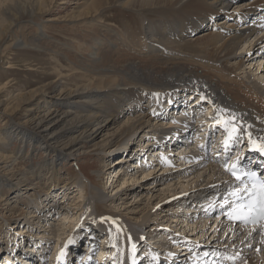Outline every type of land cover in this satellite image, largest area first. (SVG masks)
Wrapping results in <instances>:
<instances>
[{
    "label": "bare ground",
    "instance_id": "obj_1",
    "mask_svg": "<svg viewBox=\"0 0 264 264\" xmlns=\"http://www.w3.org/2000/svg\"><path fill=\"white\" fill-rule=\"evenodd\" d=\"M40 1L18 7L20 13L14 17L2 18L7 19L9 28L3 33L0 26V38L9 35L12 42L1 49L0 55L13 46L60 55L68 64L58 67V74L63 77L68 74L69 80L60 91L52 84L51 90L44 95L38 90L32 92L26 99L30 105L26 111L29 118L24 121L22 118L17 120L6 109L3 113L65 154H76L89 144L95 146L93 141L104 129H109L112 120L128 115L125 123L118 127L120 139H110L106 145L94 149L103 159L110 152L117 150L120 153L110 165V181L114 183L117 176H123L124 186L132 178L134 182L128 185L134 186V200L144 203V207L133 211L140 214L135 221L120 218V215L112 217L123 228L117 233L110 222L102 223L101 216L94 215L98 213V202L111 204L114 199L95 191L96 195L89 196L86 201L83 198V203L75 207L76 194L73 192L84 196L86 183L83 177L89 178L81 171L83 177L79 174L72 176L74 183L61 182L64 175L58 165L63 158L30 162L32 175L28 177L20 172L23 175L17 179L18 185H13L0 173V208L11 206L13 213L18 212L14 222L11 223L7 216L0 221V260L4 258L7 263L11 260L10 264H63L64 261L71 264L78 256V262L73 264H109V259L114 256L117 264H131V244L135 243L140 264L147 261L148 264H161L163 259L167 260L165 264H181L184 259L186 264H198L195 261L201 259L197 258L201 246L205 250L203 255L206 250L214 253L213 257L209 255L212 262L202 258L205 264H264V228L261 227L264 223L230 222L227 213L212 219L214 210L211 205L216 199L209 200L210 191L217 195V188L226 186L228 180L231 182L230 177L226 178L222 156L226 152L228 155L232 148L239 147V154L264 173V155L249 151L247 138L243 135L247 130L254 137L264 136V59L254 60L258 53H264V0H244L241 3L238 0H119L121 7H137L133 10L142 15V31L132 37L130 31L120 32L104 22V8L107 7L104 4L111 3V0L80 2L86 4L82 18H75V23L62 26L42 23L44 2ZM232 2H235L232 5L236 8L234 10L229 8ZM256 8L259 10L254 13ZM24 14L29 15L28 23L24 21ZM150 14L160 17L150 19ZM52 20L55 19H48ZM204 27H213V31L188 39L193 36L192 32ZM48 29L69 41L54 39L49 36ZM62 29L65 32H61ZM256 65L255 73H250L252 66L254 69ZM159 88L173 89L159 95ZM152 91V96L157 93V98L164 99V103L155 99L158 108L147 112L140 102ZM142 92L147 93L141 95ZM44 100L50 105L47 109H44L46 106L40 108ZM155 102L149 103L155 105ZM138 108L144 110L133 115ZM221 109L228 110L224 115L235 114V122L240 127V138L227 151L223 146L227 132L215 125L216 114ZM143 128H146L144 134H138ZM197 132L198 136L203 135L206 152L202 148L196 151V141L190 143L185 139H193ZM16 133L28 140L16 139ZM23 134L22 130L10 126L1 132V171L6 172L7 163L11 161L9 153H15V157L21 160L37 153L32 149L25 156L23 146H30L29 143L33 142ZM14 143L20 144L16 152L10 146ZM36 143L43 145L39 141ZM119 144L125 145L120 147ZM162 152L169 157L163 160L167 163L160 171L159 165L150 160ZM132 158L135 163L131 167H137V163L143 161L141 167H145V171L141 179L138 174L132 175L136 172L130 173L126 166ZM175 158L180 162L174 168L170 161ZM150 164L155 167L151 168ZM48 169L50 173L44 172ZM168 170L179 175L163 182L162 178L170 175ZM69 178L66 176L65 180ZM28 181L30 186L23 184ZM202 183L204 186L198 187ZM69 184L72 187H68ZM196 193L204 195V200L197 198L200 194L192 197ZM113 194L117 200L118 191ZM124 194L123 190L120 195ZM171 200L173 205L179 206V202L186 208L177 211L164 208ZM201 203L204 207L209 204V207L201 208ZM190 204L196 205H193L197 208L194 209L195 217H190V212H194L187 209ZM205 211H211V214ZM59 217L64 221L61 234L58 233L60 228H54V221ZM152 218L158 226L148 222ZM159 218L163 219L161 223ZM34 220V229L23 225L34 223ZM4 225L8 226L7 229L3 228ZM158 228L163 231L158 232ZM76 229L80 233L77 237L73 234ZM186 231L191 233L185 234ZM178 232L189 240L174 243L173 238ZM81 237H84V243L80 241ZM69 238L74 243L69 244ZM12 239L16 245L11 247L8 241L12 242ZM113 244L116 247H112ZM51 245L54 248L48 251ZM175 249L177 254L173 252ZM61 250L64 255L58 261ZM168 253L170 257L167 258ZM153 256L158 258L155 260Z\"/></svg>",
    "mask_w": 264,
    "mask_h": 264
},
{
    "label": "rangeland",
    "instance_id": "obj_2",
    "mask_svg": "<svg viewBox=\"0 0 264 264\" xmlns=\"http://www.w3.org/2000/svg\"><path fill=\"white\" fill-rule=\"evenodd\" d=\"M38 1L39 0H0V26H1L2 32L3 33L6 32L7 29L9 28L7 19H2L4 16L6 18L14 17L18 13H20L19 12L20 8H18V7L23 6V5H31V4H34ZM83 1H86V0H41L40 2H44V8L41 9V15H42L41 21H42V23H44V24L46 23V25H52V26H54V25H61L62 26L66 23H69L71 25L72 23H75V21L78 17L82 18L81 15L83 14V12L86 9V4H83V5L80 4V2H83ZM120 1H122V0H120ZM241 2H244V0H238V3H241ZM119 3H121V2H119V0H111V3L104 4V6H107L104 8L105 9L104 11H106V12H104V15H105L104 19H103L104 22L112 24V27L115 28L116 30L120 31V32L130 31V37H132V35L133 36L137 35V33L140 34L142 31V26H141L142 15L138 11L133 10V9H136L137 7L129 9V8H126L123 6L125 8L124 9L123 7H121V5H119ZM233 4H235V2H232L230 7H229L232 10L236 9L235 7H232ZM36 6H38V5L36 4ZM256 10H259V8L254 9V13ZM196 11H197V9H196ZM169 13H171V12L169 11ZM169 13H167V14H169ZM24 16H25L24 17L25 23H28V21H29L28 16L29 15L24 14ZM149 17H150V19H156V18H159L160 15L156 16V14L155 15L150 14ZM48 19H55V20L48 21ZM77 20H79V19H77ZM214 21H216V19H214ZM240 23L242 24V22H240ZM69 24H67V25L70 26ZM27 27H28V25H27ZM208 28L209 27H207V28L204 27L201 30H196V32H192L193 36L189 37L188 39L194 38L195 35H201L206 31H209V32L213 31L211 29L213 27H210V29H208ZM65 29H62L60 31L65 32ZM53 31L51 29H48L49 36L54 37V39L64 40L65 42L69 41L64 36L57 34L55 32L53 33ZM11 42H12V37H10L9 35H7L2 40L0 38V51H1V49H4L6 46L10 45ZM125 55H122V56H124L122 58H125ZM59 56L60 55H54L53 56L52 53H50L46 50L19 48L17 46L10 47L8 49V51H6L4 53L3 56L0 55V88L2 89V93L0 94V137H1V132H3L9 126L12 129L18 128V129L22 130V132L24 133L23 135H26V136L32 138L31 140L33 143H29L30 146L29 145L23 146V149L26 148L24 150L25 156H27L28 152L31 153L32 149H35L37 151V153L34 152L36 154H33V155H30L29 157H26L25 160H21V159H18L17 157H15V153L14 154L9 153L8 156H10L11 161H9L7 163V167L4 170L6 172H3L0 170V173H2L4 177L9 179V181H11V183L13 185H18L19 182L17 179L22 177V175H23L20 172H24L25 176H28V177H30L32 175V170L29 166L31 164L30 162H35V161L41 162L42 159H45V158L46 159L63 158L64 160L60 163V165H58L60 167L59 171H61V173L64 175V177H62V179H61V182L74 183V179L72 176L75 174H79L80 177H83V175L81 174V171L83 174H85L89 178V179H87V178L83 177V179L85 180V183H86V186L84 188V194L85 193L86 194L84 196H82V194H79V192H76V191L73 192L74 194H76V199H75L76 202L74 201L76 203L75 207H77V206L79 207V205L83 203V198L86 201L89 196L97 194V193H95V191H100L102 196H104L105 198H109V199L112 198V199H114V201H111V204H110V202H106V201L101 202V203L98 202L97 203L98 204V213L96 212V214H94V215L99 214L100 216H110V217L120 215V218L128 219L130 221H135L136 220L135 217L139 216L140 214H138L137 212L133 213V211H140V209L142 207H144V203H136L137 199L134 200L135 199V197H133L134 186L128 185L129 183L134 182L133 180H131L132 176H130L131 179L129 181H127L124 186H122V177L123 176L122 177L120 176L119 178L117 176L114 183H112V181H110V178H109L110 177V171H111L110 165H111L112 161L115 158H117L120 153H117V150L115 152H110L108 155H104V159H103V158H100L99 153L94 149L96 147L104 145L105 143L107 144L108 140H110V139L116 140V141L119 140L121 133L119 131L120 128H118V127L121 124L125 123L128 115L127 116H120V118H117V119L115 118V120H112V122L110 123L111 128L109 127V129H107V128L104 129V131L101 132L103 135L102 134L98 135L96 137V139L93 141L95 146L89 144L88 147L83 148L85 150H81V151L77 152L76 154L75 153L65 154V153L60 152L56 147H53L51 144H49L46 141V139H44L43 137L37 136L36 134L29 131L25 126L20 125L16 121V119L20 121L19 118H22L23 121L26 118H29V114L26 116V111L30 107V105H29V101L26 99L30 97L32 92L38 90L39 92H42V94L44 95L46 92L51 90L52 84L56 85L58 87L57 91H60V87L63 86V84H65L69 80L67 78L68 74L64 75V77H66V78H64L62 75L58 74L59 70L57 68L61 67V66L63 67V65L68 64L67 60L64 57L60 56L61 57L60 58ZM127 57L128 56L126 55V58ZM260 58L262 60L264 59V53L263 52L261 54L258 53L254 60H256V59L261 60ZM64 60H66V61H64ZM258 63H259V61H258ZM256 67H257V65L253 69V66H252V68H251L252 70H250V73H253V72L255 73L254 70ZM246 71H249V70H246ZM256 77H258V79L261 78V76H257V75H256ZM263 82H264V80H263ZM161 89H163V88L158 89L159 95H160V92L165 91V90L169 91L173 88L164 89V90H161ZM146 93L147 92H144V93L142 92L141 95L146 94ZM156 94L154 96H152L153 95V91H152V93L150 94L149 97H145L144 99L141 100L140 104L143 105L142 107H144V109L147 112H148V110L151 111L153 109H154L153 111H155V109L158 108V102L160 104H161V102L164 103V99L162 101H160L157 98L158 95H156ZM11 95H14V96L12 98H10ZM148 95H149V93H148ZM153 98H154V100H153ZM155 99L158 102L157 101L155 102ZM153 101L156 103L155 104L156 106L149 103V102H153ZM44 106H46V108H44ZM49 106L50 105L47 104V102H45V100L40 103V108L42 107L44 109H47V107H49ZM66 108H68V107H66ZM71 108H73V107H69V109H71ZM3 109H6L8 111V114L16 117V119L15 118L11 119L8 117V115H5L3 113ZM142 109L138 108L137 111L133 113V115L141 112ZM152 120H154V119L152 118ZM96 122H98V121H96ZM145 129L146 128L140 129L138 131V134H141V135L144 134ZM16 134H18V133H16ZM107 135H112V136H110L111 137L110 138V137H107ZM20 136L21 135L18 134L17 138L16 137L15 138L20 139V140H24V141L28 140V138H22ZM194 138H196V135H194ZM15 141H17V140H15ZM37 141L41 142L43 145H39L38 143H36ZM194 141H196V140H194ZM141 142H142V140H140V144H141ZM191 142H192V140H190V143ZM117 143H119V142H117ZM124 145L125 144H122V145L119 144L118 146L121 147ZM10 146H11V149H13L14 152H16L17 148L20 147V144L18 143L16 145V143H14V144H10ZM0 153H2V152H0ZM149 153L150 152H148L147 154H149ZM65 157L68 159H66ZM173 160L174 161L172 162L171 166H173V164H174V168H175V165L177 163H179L180 161H177V158H175ZM134 163H135V160H134V158H132L127 162L126 166L129 167L130 173L136 172L135 174H132V175L135 176L136 174H138V176H140L139 178L141 179L143 176L142 174L145 171V167H140V168H138V166L137 167H131L132 165H134ZM150 166H151V168H154L155 164H150ZM16 169L18 171H16ZM12 170H14V171H12ZM180 171L181 170L179 169V172ZM44 172L50 173V170L48 169ZM177 173L178 172H169L170 175L168 177H166L165 179L162 178V181L166 182V181H169L170 179L175 178L177 175H179ZM158 175L159 174H157L155 177H157ZM66 176H69L70 178L68 180H65ZM184 176H188V175H186V173H184ZM146 181L149 183L151 180H150V178H148ZM141 183H143V182H141ZM23 184H26V186L31 185L30 181H28L27 183H23ZM105 185H106V187H105ZM200 186H204V183H202V185H199L198 187H200ZM39 187H40V185H39ZM68 187H72V186L70 185ZM123 190L126 192V194L120 195L123 192ZM116 191H118V194H117L118 199L117 200H116V196L113 194ZM212 192L213 191L209 192L210 196L212 195ZM199 194L200 193H196L192 197L196 198ZM123 196L126 197V199L122 198ZM210 196H209V198H210ZM184 198H188V197H184ZM197 198L199 200L203 201L205 196L200 194ZM0 199H1V197H0ZM178 204H180V205L179 206L173 205V200H171V202L169 201L166 203V206H164V208H166V209L170 208V210H173V211H175V210L177 211L178 208H179L178 210H180L183 207L186 208V206H181L182 205L181 203L178 202ZM193 205L196 206L195 204H190V205H188L187 209H189V210L193 209V211H194V209H197ZM10 207L11 206L0 208V219H1L0 221H2L4 216L9 217L11 223L15 221L14 218H16L18 212L13 213L10 210ZM202 207H204V205ZM190 213H192V216H190V217L196 216L195 215L196 211L190 212ZM218 214H221V212L217 213L216 215H218ZM62 219H63L62 217H59L54 221V224H55L54 228L55 229L60 228V230H58L59 234L64 232V230L62 229L64 221H62ZM35 220L37 221V219H35ZM35 220H34V223H32V222H30L31 224L24 223L23 225L26 226L27 228L34 229L33 224L36 225ZM159 220H160V223H161V220L163 221V219H160V218H159ZM32 221H33V218H32ZM152 221H154V218H152V220H150L148 222L153 224L154 226H158V224L156 222H152ZM164 222H167V221L164 220ZM59 224H61V226ZM169 225H170V223H169ZM58 226H60V227H58ZM6 227H8V226L7 225L3 226L4 229H7ZM160 230L163 231L162 228L157 229L158 232H161ZM105 232L106 231H104L103 233L105 234ZM144 233L146 234V232H144ZM187 233L190 234L191 232L186 231L185 234H187ZM73 234L74 235L76 234V237L78 235H80V233H78L77 229L75 232H73ZM158 236H160L159 238H162L161 235H158ZM184 236L185 235H182V234L179 235L178 237L175 236L173 238V241L175 240L174 243H181V242H184V240H187L186 239L187 237H184ZM7 238L9 239V236ZM56 238H57V236H56ZM81 238H79L80 241H82L84 239V237H81ZM188 240H189V238H188ZM97 241H99V239ZM85 242H86V240H85ZM215 242H217V241H215ZM56 243H57V241H56ZM82 243H84V241H82ZM8 244H10L12 247V246L16 245V241H13V239H12V242L8 241ZM58 245H61V242H59ZM64 246H67V243H65ZM147 247H149V246H147ZM49 248H48V251L51 250L52 248H54V246L51 245ZM79 251H81V250H79ZM1 260H3V261H1ZM1 260H0V262H1L0 264H3L7 261L4 258H2ZM10 263H11V260L7 264H10ZM49 264H51V263H49Z\"/></svg>",
    "mask_w": 264,
    "mask_h": 264
},
{
    "label": "snow or ice",
    "instance_id": "obj_3",
    "mask_svg": "<svg viewBox=\"0 0 264 264\" xmlns=\"http://www.w3.org/2000/svg\"><path fill=\"white\" fill-rule=\"evenodd\" d=\"M201 99H205V97L201 96ZM225 112H228V110L221 109L217 112L215 125H220L227 132V136L223 141L224 149L227 151L229 146L240 138V127L235 122V114L224 115L223 113ZM243 135L247 138L248 145L253 150L264 154V136H259L258 138L254 137L253 133L247 130ZM238 160L239 155H237L236 160L232 161L230 165L225 164V169L229 171L237 181H240L244 185L242 188H236L231 192V195L241 202L232 207L229 216L237 220L248 221L251 219L253 223H260L261 221H264V180L258 179L255 172H244L243 170L238 172ZM244 177H248L250 183L245 184L243 180ZM242 192L245 193L247 197L246 199L245 196L241 195ZM99 219L102 223L110 222V225L115 227L117 233L123 231V228L117 219L105 216H101ZM93 223H97V221H93ZM261 227L264 228V224H261ZM128 239L131 240V237L129 236ZM141 239H143V237H141ZM68 243H74V240L69 238ZM112 247H116V245L113 244ZM131 250V264H136L135 243L131 244ZM63 255L64 252L61 250L57 260L59 261ZM205 255H207V253H205ZM157 258V256H153V259Z\"/></svg>",
    "mask_w": 264,
    "mask_h": 264
},
{
    "label": "built area",
    "instance_id": "obj_4",
    "mask_svg": "<svg viewBox=\"0 0 264 264\" xmlns=\"http://www.w3.org/2000/svg\"><path fill=\"white\" fill-rule=\"evenodd\" d=\"M193 131H191V132H189L190 133V135H191V133H192ZM194 135H197L196 133L194 134ZM194 135H193V139H196V145H198V140H197V136H196V138H194ZM188 142H190V140H192V142L191 143H193V142H195L192 138L190 139L189 137H186L185 138ZM195 145V146H196ZM198 147V146H197ZM198 151H201V150H199V148L197 149ZM196 150V151H197ZM193 151H195V150H193ZM191 156H194L193 154L191 155ZM158 157H156L155 159H157ZM140 160V159H139ZM151 161H153V162H155L156 163V165H157V162H158V160H151ZM137 165H138V168H140L141 167V164L140 163H137ZM159 165V169H160V164H158ZM180 166H178V168H179ZM160 171H163V170H160ZM169 172H173L172 170H168V173ZM209 196V195H208ZM202 204L203 203H201L200 204V206H202ZM196 210V209H195Z\"/></svg>",
    "mask_w": 264,
    "mask_h": 264
},
{
    "label": "water",
    "instance_id": "obj_5",
    "mask_svg": "<svg viewBox=\"0 0 264 264\" xmlns=\"http://www.w3.org/2000/svg\"><path fill=\"white\" fill-rule=\"evenodd\" d=\"M29 128V127H28Z\"/></svg>",
    "mask_w": 264,
    "mask_h": 264
}]
</instances>
